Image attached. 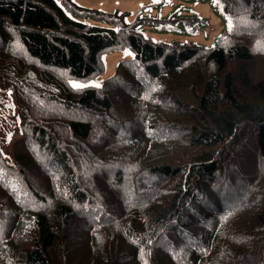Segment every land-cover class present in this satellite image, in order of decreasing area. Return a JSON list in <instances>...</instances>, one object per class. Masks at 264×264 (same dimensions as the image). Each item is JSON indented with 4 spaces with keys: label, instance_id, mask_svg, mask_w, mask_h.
Listing matches in <instances>:
<instances>
[{
    "label": "trees",
    "instance_id": "trees-1",
    "mask_svg": "<svg viewBox=\"0 0 264 264\" xmlns=\"http://www.w3.org/2000/svg\"><path fill=\"white\" fill-rule=\"evenodd\" d=\"M61 1L0 0L22 132L14 161L0 148V264H264V0H218L210 47Z\"/></svg>",
    "mask_w": 264,
    "mask_h": 264
},
{
    "label": "rangeland",
    "instance_id": "rangeland-1",
    "mask_svg": "<svg viewBox=\"0 0 264 264\" xmlns=\"http://www.w3.org/2000/svg\"><path fill=\"white\" fill-rule=\"evenodd\" d=\"M62 3L61 0H57ZM81 7L99 10L108 14L128 13L124 21L146 38L155 42L177 43L180 45L199 44L214 46L222 32L230 28L225 20L218 0H72ZM238 3V0H231ZM92 25L110 27L111 23L95 18L81 19ZM135 54L130 49L115 51L101 56L104 75L94 77L88 83L73 81V85H98L112 76L123 60H130ZM254 71H264V58L254 56ZM22 137L15 100L9 90L0 89V148L9 161L17 158V143ZM21 149L22 146H21ZM253 155V154H252ZM254 156V155H253ZM256 157V156H255ZM251 158L250 172L257 170L259 161ZM249 176V175H247ZM256 174L254 175V177ZM37 180L43 184L44 176Z\"/></svg>",
    "mask_w": 264,
    "mask_h": 264
},
{
    "label": "snow or ice",
    "instance_id": "snow-or-ice-1",
    "mask_svg": "<svg viewBox=\"0 0 264 264\" xmlns=\"http://www.w3.org/2000/svg\"><path fill=\"white\" fill-rule=\"evenodd\" d=\"M85 85H74V87H84ZM98 86V85H96Z\"/></svg>",
    "mask_w": 264,
    "mask_h": 264
}]
</instances>
